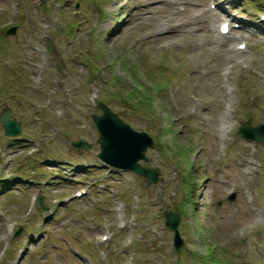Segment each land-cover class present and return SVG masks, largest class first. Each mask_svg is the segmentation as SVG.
I'll use <instances>...</instances> for the list:
<instances>
[{
  "label": "rangeland",
  "instance_id": "obj_1",
  "mask_svg": "<svg viewBox=\"0 0 264 264\" xmlns=\"http://www.w3.org/2000/svg\"><path fill=\"white\" fill-rule=\"evenodd\" d=\"M65 1L0 0V107L21 124L16 137L0 125V264H176L179 254V264H202L204 255L212 264H264V140L236 135L239 125L264 123V0H221L253 22V34L234 31L248 41L243 53L229 50L233 39L216 38L219 18L203 13L209 0H177L179 12L163 10L165 0H76V17L75 0ZM91 7L100 22L90 21ZM146 16L180 27L161 39L160 22ZM8 22L13 35L2 27ZM91 92L153 139L140 163L158 169L156 183L92 166L90 113L100 110ZM217 114L231 122L223 148ZM39 198L46 209L28 211ZM164 210L183 212L179 252ZM104 225L111 237L99 245Z\"/></svg>",
  "mask_w": 264,
  "mask_h": 264
},
{
  "label": "water",
  "instance_id": "obj_2",
  "mask_svg": "<svg viewBox=\"0 0 264 264\" xmlns=\"http://www.w3.org/2000/svg\"><path fill=\"white\" fill-rule=\"evenodd\" d=\"M13 32V28L7 31L8 34ZM99 108L102 110V114L100 116H92L99 133L98 143L100 151L98 157L116 168L134 171L136 174L145 177L149 183L155 182L157 180V171L138 165V160H145L144 152L146 148L152 147L151 140L145 134L136 133L131 130L105 105L100 104ZM0 122L4 127L6 135L15 136L20 132L18 123L9 120L8 111L0 116ZM249 131V138L256 139L257 141L264 136V126L259 128H241L239 132L246 136ZM83 144L82 142L72 143L75 147H81ZM178 222L179 217L177 215L172 213L165 214V225L174 232L176 249L181 246V240L177 231Z\"/></svg>",
  "mask_w": 264,
  "mask_h": 264
},
{
  "label": "bare ground",
  "instance_id": "obj_3",
  "mask_svg": "<svg viewBox=\"0 0 264 264\" xmlns=\"http://www.w3.org/2000/svg\"><path fill=\"white\" fill-rule=\"evenodd\" d=\"M147 1V0H146ZM180 2V1H179ZM193 8V7H192ZM187 11V10H186ZM188 12V11H187ZM140 14V13H139ZM143 14V13H142ZM147 15V14H146ZM157 15V14H156ZM159 16V15H158ZM138 17V16H137ZM146 17H148L149 19L148 20H152V19H154L156 22L157 21H162V19H165V18H162V17H155V18H153L152 16H146ZM130 18V17H129ZM131 19V18H130ZM147 19V18H146ZM125 20V19H124ZM189 20V19H188ZM183 21V20H182ZM165 22H166V27H165V30H168L169 28H171V27H173V25H171L170 24V19L168 18V17H166V19H165ZM184 25H189L190 23L188 22V21H186L185 19H184ZM158 24V23H157ZM139 25V24H138ZM178 27H180V26H178ZM155 28V30L157 29V27H154ZM183 28V27H182ZM191 36V35H190ZM164 37H166V36H164ZM164 37H161V39L162 38H164ZM160 38V37H159ZM160 40V39H159ZM161 41V40H160ZM228 123V122H227ZM227 128V125H222V127H221V130L222 131H225V129Z\"/></svg>",
  "mask_w": 264,
  "mask_h": 264
},
{
  "label": "trees",
  "instance_id": "obj_4",
  "mask_svg": "<svg viewBox=\"0 0 264 264\" xmlns=\"http://www.w3.org/2000/svg\"><path fill=\"white\" fill-rule=\"evenodd\" d=\"M228 248V247H227ZM213 256V255H212ZM211 256L210 255H208V258H210Z\"/></svg>",
  "mask_w": 264,
  "mask_h": 264
}]
</instances>
